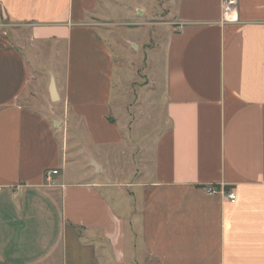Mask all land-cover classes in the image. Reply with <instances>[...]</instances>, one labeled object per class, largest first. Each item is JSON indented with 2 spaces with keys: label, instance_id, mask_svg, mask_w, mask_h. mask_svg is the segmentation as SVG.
<instances>
[{
  "label": "crops",
  "instance_id": "1",
  "mask_svg": "<svg viewBox=\"0 0 264 264\" xmlns=\"http://www.w3.org/2000/svg\"><path fill=\"white\" fill-rule=\"evenodd\" d=\"M171 1L143 64L164 126L126 195L118 0H0V264H264V0Z\"/></svg>",
  "mask_w": 264,
  "mask_h": 264
},
{
  "label": "rangeland",
  "instance_id": "2",
  "mask_svg": "<svg viewBox=\"0 0 264 264\" xmlns=\"http://www.w3.org/2000/svg\"><path fill=\"white\" fill-rule=\"evenodd\" d=\"M169 3L172 4V1L118 0L115 8L109 11V16L105 19L109 26L101 29L107 33L106 42L110 45V50L116 59L113 93L119 91L122 86L125 92L121 98L125 111L122 108V115L117 119L124 126L128 128L131 126L132 129V133L124 134L127 138L123 149L124 156H126L122 159L124 164L114 162L111 165L112 173L115 175L110 180L112 183L119 181L115 177L122 168L127 167V171L124 172L131 173L130 176L129 174L124 175V177L127 176V179L120 186L126 195L138 190L136 187H130V184L140 183L136 176L139 165L137 166L135 163L145 152V146L149 142L148 137L156 136L164 126L162 89L160 86H155L153 90L147 89L148 82L143 64L146 57L150 58L154 73L159 75L164 49L163 45L160 46L158 43L162 41L165 33L166 25L162 23L166 24L168 20L165 15L166 11L169 8L172 11L173 8V5L169 7ZM141 10L145 13L142 17L139 16ZM141 23L145 25L137 26ZM119 76H122L121 82ZM54 107L56 108L54 120L66 122L61 106L58 104ZM69 135L71 134L69 133ZM129 135L132 136L129 137ZM143 138L144 140H142ZM119 156L120 152L118 151L117 161ZM101 181H103L102 178ZM126 204L123 205V208L127 211L128 205L126 206ZM139 255L138 264H148L145 262V255L142 252Z\"/></svg>",
  "mask_w": 264,
  "mask_h": 264
},
{
  "label": "built area",
  "instance_id": "3",
  "mask_svg": "<svg viewBox=\"0 0 264 264\" xmlns=\"http://www.w3.org/2000/svg\"><path fill=\"white\" fill-rule=\"evenodd\" d=\"M237 15L236 12L234 10V2H225L223 7H222V18H221V23L222 24H234L237 23ZM57 171H48L45 175V179L47 182H49L51 180V177L53 175H56ZM209 194H216L217 190L216 189H210L208 191ZM225 198L229 201V202H234L235 200V195L234 193L230 192V193H226L224 194Z\"/></svg>",
  "mask_w": 264,
  "mask_h": 264
},
{
  "label": "water",
  "instance_id": "4",
  "mask_svg": "<svg viewBox=\"0 0 264 264\" xmlns=\"http://www.w3.org/2000/svg\"><path fill=\"white\" fill-rule=\"evenodd\" d=\"M50 94H51L52 101L55 102L57 99H56V95L54 92L53 82H51V84H50Z\"/></svg>",
  "mask_w": 264,
  "mask_h": 264
}]
</instances>
